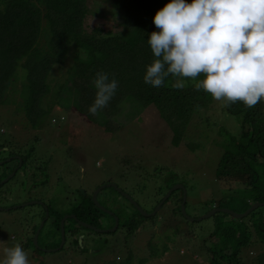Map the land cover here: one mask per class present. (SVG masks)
<instances>
[{"label": "rangeland", "instance_id": "rangeland-1", "mask_svg": "<svg viewBox=\"0 0 264 264\" xmlns=\"http://www.w3.org/2000/svg\"><path fill=\"white\" fill-rule=\"evenodd\" d=\"M109 2L112 0H85L86 32L99 28L104 34H115L121 30V18ZM77 58L86 61V53L77 51ZM72 59L70 47L64 58L51 65L48 92L35 101L34 107L43 111L36 124L26 117L22 106L26 94L22 61L3 97L4 104H0V146L6 147L0 149V182L12 175L0 185V260L5 247L19 243L28 252L30 264H209L218 247L229 254L222 241L210 234L218 221L238 220L251 232L264 222V208L241 219L224 213L203 218L215 208L241 214L248 209L253 193L264 194V165L252 166L254 172L247 175L217 172L222 153L239 139L237 118L223 112L222 103L211 97L207 110L192 115L179 143L173 146L170 128L152 106L140 112L136 102L124 101L115 117L98 113V121L77 112L71 97ZM63 83L66 94L58 89ZM12 155L22 161L18 156L11 160L8 156ZM101 183L105 188L97 194L98 208L92 194ZM112 184L146 213L175 188L155 215L143 218L108 187ZM85 194L91 196L95 208L81 216L79 212L89 207L88 202L76 210L75 206ZM183 194L185 214L192 221L182 217L179 204ZM100 207L109 213L104 214ZM66 212L77 214L79 222L97 224L95 219L102 218L103 227L110 225L114 212L119 224L116 229L113 224L99 241L95 232L64 219ZM125 219L138 223L139 228L127 232ZM68 229L83 235V244L67 238ZM86 238L90 243L97 241L94 247ZM248 250L251 258L257 254L255 246L243 248L241 261L246 260Z\"/></svg>", "mask_w": 264, "mask_h": 264}, {"label": "trees", "instance_id": "trees-1", "mask_svg": "<svg viewBox=\"0 0 264 264\" xmlns=\"http://www.w3.org/2000/svg\"><path fill=\"white\" fill-rule=\"evenodd\" d=\"M170 2L112 0L109 4L121 18V30L115 34H104L99 28L85 31L83 19L88 13L85 0H0V104H4L3 97L16 77L18 63L22 61L20 67L24 70L23 87L26 91L22 106L26 117L36 124L37 117L43 113L34 107L36 98L48 92L46 79L51 67L64 58L67 49L72 47L73 64L70 71L74 74V83L71 97L72 106L77 112L90 121L96 119L88 110L96 92L91 81L97 71H104L110 79L115 77L118 88L108 106L99 111L100 115L104 114L109 119L115 117L124 101L136 102L140 112L152 106L170 128L171 144L176 146L192 115L201 109L207 110L212 99L203 90H195L194 83L189 80L184 81L186 87L183 89L173 87L175 78L171 76L165 79L161 87L144 82L145 66L154 58L147 43V34L157 31L153 17L157 10ZM186 2L191 3L192 0ZM40 41L41 44H38ZM77 51H84L87 60H79ZM64 86L63 83L58 89L66 94ZM222 106L223 112L237 118L240 137L231 150L222 153L217 172H225L226 175L253 173L252 166L264 165V102L253 108L239 102ZM104 125L107 129V124ZM253 194L247 208L253 203L264 202L263 193ZM91 208L88 207V210ZM126 221L123 224L127 232L139 228L138 223ZM210 234L222 241L229 254L225 255L217 246L215 253H211L209 264H220V261L224 264H264V222L251 232L241 221H218ZM252 246L256 247L257 254L251 258L248 250L246 260L241 261L243 248Z\"/></svg>", "mask_w": 264, "mask_h": 264}, {"label": "clouds", "instance_id": "clouds-1", "mask_svg": "<svg viewBox=\"0 0 264 264\" xmlns=\"http://www.w3.org/2000/svg\"><path fill=\"white\" fill-rule=\"evenodd\" d=\"M153 23L157 31L147 34V43L154 58L145 66V83L161 87L171 76L173 87L191 80L224 106L264 102V0H171ZM91 83L96 92L88 110L96 115L115 96L118 81L97 71ZM0 264H30L29 254L16 243L3 249Z\"/></svg>", "mask_w": 264, "mask_h": 264}, {"label": "water", "instance_id": "water-1", "mask_svg": "<svg viewBox=\"0 0 264 264\" xmlns=\"http://www.w3.org/2000/svg\"><path fill=\"white\" fill-rule=\"evenodd\" d=\"M19 161H21V159H19ZM12 177V175L11 176H9V177H6L4 180H2V182H0V185H2L3 183H5V182H7V180H10V178ZM108 187H113L114 189H115V192H117L118 194H120L121 195V197H123V198H125L126 200H128L129 201V203L136 209V211L139 213V215L141 216V217H150V216H153V215H155L158 211H159V209L161 208V206L164 204V202H165V200L166 199H168L169 198V196H170V193H171V191H173L174 190V188H175V186H173L167 193H166V195L161 199V201L157 204V206L154 208V210L152 211V212H150V213H146V212H143L140 208H139V206L135 203V201L133 200V199H131V197L129 196V195H127V194H125L124 192H122L119 188H116L113 184L112 185H109ZM103 188H105V186L104 185H102V186H100L96 191H94V193L92 194V199H93V201H94V203H95V205L96 206H98V208H99V204H98V202L96 201V195H97V193L100 191V189H103ZM185 202H186V198H185V194H183V197H182V200H181V203H180V211H181V213H182V217L184 218V219H187V220H189V221H192L193 219H191V218H187L186 217V214H185ZM258 207H263L264 208V202H257V203H253L245 212H243V213H241V214H237V213H235V212H233V211H228V210H226V209H221V208H215V209H213V210H211L207 215H204L203 216V218L204 217H208V216H210V215H213L214 213H224L225 215H228V216H232L233 218H235V219H241V218H244L246 215H248L250 212H252L253 210H255L256 208H258ZM8 211V210H7ZM100 211L101 212H105V214L106 213H109V212H107L103 207H100ZM72 219H74V218H72ZM113 222H114V228H115V226H116V223H117V219H116V217H114L113 218ZM42 224V223H41ZM80 226H83L84 228H88V229H92L90 226H88V225H86V224H83V223H80ZM41 227V225L39 226V228ZM59 227H60V240L63 242V240H62V221L59 223ZM38 231H39V229L38 230H36L35 231V233H34V235H33V240H34V243H36V237H37V234H38ZM63 244V243H62ZM50 251H52V250H50ZM52 252H55V251H52Z\"/></svg>", "mask_w": 264, "mask_h": 264}, {"label": "flooded vegetation", "instance_id": "flooded-vegetation-1", "mask_svg": "<svg viewBox=\"0 0 264 264\" xmlns=\"http://www.w3.org/2000/svg\"><path fill=\"white\" fill-rule=\"evenodd\" d=\"M5 149L6 147H2V146H0V149ZM18 156V155H17ZM16 155H12V157L11 156H8L11 160H12V158H14L15 157V159H18V157L21 159V161H22V158L20 157V156H18L17 157ZM102 185H104V183H101V186ZM100 190H102V189H100ZM107 190H109V188H107ZM100 193V191L97 193V194H99ZM84 197L83 198H81V200L79 201V202H77V204H76V206H75V210L76 209H79L80 208V206H85V204L88 202V204H89V207H95L94 206V204L92 203V201H91V196L89 195V194H85V195H83ZM96 196H98V195H96ZM181 200H182V198H181ZM181 200H180V203H181ZM96 201H97V197H96ZM261 203V202H260ZM87 204V205H88ZM92 206H91V205ZM40 205H43L42 203H40ZM180 205V204H179ZM88 208L87 207H85V209H81L80 210V212H79V214L82 216V213H83V215L84 214H87V213H89V211L87 210ZM74 210V211H75ZM105 214V213H104ZM58 215V214H57ZM71 215V216H70ZM67 216H70V218H68ZM78 215L76 214H72L71 212H69V213H65V218L64 219H71V220H73L74 221V226H77V224L79 223H83V224H86V225H88V226H90L91 228L93 227L94 229H88V228H85V229H87L89 232L90 231H92V232H95V234H97L99 237H98V239H99V241H102V239H100V237H101V235H104V234H106L107 232H109V229L113 226V224H114V222H113V218L114 217H116V219H117V223H116V226H115V229L117 228V226H118V224H119V221H118V217L116 216V214L113 212V214L112 215H110V217L111 218H109V220H111V223H110V225L109 226H107V227H103V226H101V221H102V218H97V219H95L96 220V222H97V224H91V223H89V222H87V221H83L82 219H80V221L81 222H79L78 220V217H77ZM72 218H74V219H72ZM78 219V220H77ZM46 220H47V217H46ZM45 220V221H46ZM60 220V219H59ZM45 221H43L42 222V225L44 224V222ZM90 221H92V220H90ZM92 222H94V221H92ZM62 223H63V221H62ZM49 224H54V223H52V219L49 221ZM84 228V227H83ZM59 230V229H58ZM67 238L69 237V239L71 240V241H76V240H80L81 241V243L83 244V241H84V236L83 235H81V234H79V235H76L77 234V231H74V230H72V229H68L67 231ZM65 232V233H66ZM38 233H39V231H38ZM38 235V234H37ZM62 240H63V244H64V242L66 241L65 239H64V231H63V225H62ZM87 240L89 241V239H87L86 238V242H87ZM86 242L84 243V244H86ZM97 241L95 240V239H93V242H91L90 243V241H89V244H91L92 245V247H94V244L96 243ZM105 242V241H104ZM46 251V250H45Z\"/></svg>", "mask_w": 264, "mask_h": 264}, {"label": "bare ground", "instance_id": "bare-ground-1", "mask_svg": "<svg viewBox=\"0 0 264 264\" xmlns=\"http://www.w3.org/2000/svg\"><path fill=\"white\" fill-rule=\"evenodd\" d=\"M166 200H167V199H166ZM166 200H165V201H166Z\"/></svg>", "mask_w": 264, "mask_h": 264}]
</instances>
